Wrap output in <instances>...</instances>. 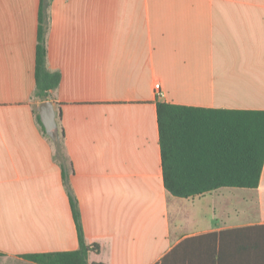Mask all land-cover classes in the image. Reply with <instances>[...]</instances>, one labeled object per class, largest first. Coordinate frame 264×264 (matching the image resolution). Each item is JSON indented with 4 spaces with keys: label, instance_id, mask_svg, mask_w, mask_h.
Listing matches in <instances>:
<instances>
[{
    "label": "crops",
    "instance_id": "1",
    "mask_svg": "<svg viewBox=\"0 0 264 264\" xmlns=\"http://www.w3.org/2000/svg\"><path fill=\"white\" fill-rule=\"evenodd\" d=\"M47 98L88 264H264L256 188L164 187L156 103L264 110V0H44ZM41 0H0V264L74 250L54 140L37 119ZM155 83L160 84L157 97Z\"/></svg>",
    "mask_w": 264,
    "mask_h": 264
},
{
    "label": "trees",
    "instance_id": "2",
    "mask_svg": "<svg viewBox=\"0 0 264 264\" xmlns=\"http://www.w3.org/2000/svg\"><path fill=\"white\" fill-rule=\"evenodd\" d=\"M44 5L41 0L35 52V95L41 100H47L60 80L59 72L50 71L46 66ZM156 114L163 184L170 194L190 197L221 187L258 186L264 163V110L205 108L158 101ZM37 119L45 132L38 114ZM54 145L78 247L27 253L22 257L37 264H88V253L98 252L99 245L89 244L84 238L78 200L70 185L72 170L64 152L62 133H57Z\"/></svg>",
    "mask_w": 264,
    "mask_h": 264
},
{
    "label": "water",
    "instance_id": "3",
    "mask_svg": "<svg viewBox=\"0 0 264 264\" xmlns=\"http://www.w3.org/2000/svg\"><path fill=\"white\" fill-rule=\"evenodd\" d=\"M39 119L50 139L57 137V111L53 102L49 99L43 100L39 105Z\"/></svg>",
    "mask_w": 264,
    "mask_h": 264
},
{
    "label": "built area",
    "instance_id": "4",
    "mask_svg": "<svg viewBox=\"0 0 264 264\" xmlns=\"http://www.w3.org/2000/svg\"><path fill=\"white\" fill-rule=\"evenodd\" d=\"M154 88L157 91V97H159L161 95L160 84L159 83H155Z\"/></svg>",
    "mask_w": 264,
    "mask_h": 264
}]
</instances>
